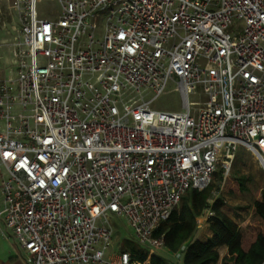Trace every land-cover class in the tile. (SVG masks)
Masks as SVG:
<instances>
[{"label":"built area","instance_id":"built-area-1","mask_svg":"<svg viewBox=\"0 0 264 264\" xmlns=\"http://www.w3.org/2000/svg\"><path fill=\"white\" fill-rule=\"evenodd\" d=\"M57 1L43 19L36 0H0L22 37L16 76L0 77V233L19 264H148L110 251V216L152 253L159 224L239 147L264 171V0ZM169 81L184 110L151 109Z\"/></svg>","mask_w":264,"mask_h":264},{"label":"rangeland","instance_id":"rangeland-1","mask_svg":"<svg viewBox=\"0 0 264 264\" xmlns=\"http://www.w3.org/2000/svg\"><path fill=\"white\" fill-rule=\"evenodd\" d=\"M2 17L3 22L0 23V77L2 79L10 80L16 76L18 63L14 60L13 51L10 42L13 40V35H21L19 33V22L16 20L17 15L11 12L8 16L4 10ZM59 12V4L57 0H36V14L39 18L52 19L56 17ZM11 19V21H10ZM237 27L235 31L237 34L242 32V22L236 21ZM15 26V29H12ZM102 28H98L96 36L102 35ZM96 76V75H91ZM153 95V92L148 88H143L139 92L132 89L119 91L118 105L136 104L142 100H148ZM202 97L190 94L189 100H201ZM151 109L161 112H177L184 110L182 106L181 95L176 89L175 82L169 81L160 95L150 104ZM217 173L222 172L223 180L225 182L219 183L214 181L215 189L213 196H222L224 199L225 211L235 221L239 222L244 237L249 238L250 228L249 223L255 220V215L252 210V202L257 197L260 188L264 187V171L261 168L254 153L248 149L239 147L235 153L234 159L228 169L224 168L221 164L217 165L215 169ZM244 176L248 178L246 183L245 192H237V184L234 177ZM217 177V176H216ZM0 203L1 197H0ZM179 205V204H178ZM177 205V207H178ZM110 223L114 227L110 251H119L120 249H143L148 250V246L141 245L137 242L134 236V231L126 224L123 217L110 216ZM203 220L199 225L203 224ZM15 239L9 232L7 236L0 233V263L5 262L9 256L15 254L13 245ZM159 255L171 258V254L167 253L164 248L154 249ZM177 264V263H173Z\"/></svg>","mask_w":264,"mask_h":264},{"label":"trees","instance_id":"trees-1","mask_svg":"<svg viewBox=\"0 0 264 264\" xmlns=\"http://www.w3.org/2000/svg\"><path fill=\"white\" fill-rule=\"evenodd\" d=\"M216 178L219 183L222 182V172L214 171L205 188L187 191L178 207L159 224L155 235L163 237L164 248L170 254L184 246L181 264H215L218 260L219 264H264V187L260 188L253 202L252 210L256 218L249 223V238H245L241 227L223 211V197L213 196ZM234 181L237 192L246 191L247 177H234ZM205 216L212 234L205 241H200L194 238V234ZM223 245L226 249L219 257L217 248ZM130 250L139 262L147 260L148 264H173L171 258L156 252Z\"/></svg>","mask_w":264,"mask_h":264},{"label":"crops","instance_id":"crops-1","mask_svg":"<svg viewBox=\"0 0 264 264\" xmlns=\"http://www.w3.org/2000/svg\"><path fill=\"white\" fill-rule=\"evenodd\" d=\"M5 13V12H4ZM16 20H17V18H16ZM10 21H11V19H10ZM14 27V29H15V26H13ZM13 29V28H12ZM215 197V196H214ZM256 198V197H255ZM255 198L253 199V202H254V200H255ZM253 202H252V206H253ZM1 208H2V203H0V210H1ZM222 209H223V211L226 213V211L224 210L225 209V205L222 207ZM227 214V213H226ZM228 215V214H227ZM207 216H208V214H207ZM229 216V215H228ZM231 219H233L231 216H229ZM203 224L201 225V227H200V225L198 226V229H197V231L195 232V234H194V238H196V239H199L200 241H205L208 237H210L211 236V231H210V229H209V226H208V222L206 221V216L205 217H203ZM202 220H200V221H202ZM233 221L237 224V225H239V222H237V221H235L234 219H233ZM200 223V222H199ZM0 228H3V224H2V221H1V219H0ZM164 248V247H163ZM13 249H15V254L13 255V256H9L8 258H7V260L5 261V262H1L0 264H19V262H18V259L16 258V252H17V245H16V242L14 243V245H13ZM225 249H226V247L223 245V246H219L218 248H217V251H218V254H219V257L224 253V251H225ZM164 250L167 252V250L164 248ZM180 251V250H179ZM176 252V253H179V256L178 257H176V253H174V254H171V260L173 261V263H177V264H181V256H182V251H180V252ZM155 252V251H154ZM168 253V252H167ZM215 264H219V260L215 263Z\"/></svg>","mask_w":264,"mask_h":264}]
</instances>
